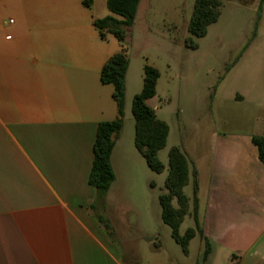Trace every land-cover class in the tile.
<instances>
[{
    "label": "crops",
    "instance_id": "obj_1",
    "mask_svg": "<svg viewBox=\"0 0 264 264\" xmlns=\"http://www.w3.org/2000/svg\"><path fill=\"white\" fill-rule=\"evenodd\" d=\"M84 1L0 0V264H140L112 220L128 201L123 181L132 184L125 163L137 162L120 147L123 126L104 200L88 185L97 127L119 117L100 72L130 39H101L93 22L121 18L107 0ZM263 25L264 0L255 26ZM262 83L250 87L246 130L186 152L192 192L196 185L188 217L198 227L186 256L194 244L200 264H264V168L250 141L264 136Z\"/></svg>",
    "mask_w": 264,
    "mask_h": 264
},
{
    "label": "rangeland",
    "instance_id": "obj_2",
    "mask_svg": "<svg viewBox=\"0 0 264 264\" xmlns=\"http://www.w3.org/2000/svg\"><path fill=\"white\" fill-rule=\"evenodd\" d=\"M220 1L217 22L208 27L205 37L193 39L196 50L185 47V41L191 38L187 26L195 0H141L137 17L128 29L120 147L128 156L135 155L137 162L125 163L132 184L124 186L123 181L128 201L118 205L112 220L128 240L125 245L136 249L140 264H200L194 244L190 255H184L161 220L156 196L165 191L168 151L178 147L187 158L186 152L201 148V144L206 148L207 138L246 130L254 116L248 96L254 97L256 92L250 87L264 79V25L259 29L255 26L261 0ZM144 67L158 73L155 96L147 105L168 127L166 145L158 153L165 167L161 174L149 170L134 148L131 103L142 89ZM237 93L245 97L243 103L234 99ZM188 180L183 193L191 200V178ZM188 228H192V221L187 215L179 234ZM142 232L160 245L158 252L140 237Z\"/></svg>",
    "mask_w": 264,
    "mask_h": 264
},
{
    "label": "trees",
    "instance_id": "obj_3",
    "mask_svg": "<svg viewBox=\"0 0 264 264\" xmlns=\"http://www.w3.org/2000/svg\"><path fill=\"white\" fill-rule=\"evenodd\" d=\"M140 0H107L106 5L111 14L121 18L116 20L106 17L93 22L101 39L106 34L114 36L121 46L126 45L127 30L133 25L137 6ZM257 10V20L260 18L261 4ZM90 6V0L83 3ZM222 3L220 0H195L193 12L187 26L190 39L185 41V47L196 50L198 45L193 39L206 36L210 25L217 22ZM128 69L126 49L113 55L100 72L102 84L113 87V99L117 103L119 117L112 122L100 123L97 127L93 145V162L88 177V185L96 190L97 199L103 201L106 193L114 181V174L110 164V156L114 147V140L119 135L123 122L122 111L125 97V77ZM142 89L135 95L131 103V114L134 120V147L144 159L149 170L156 174L164 171V165L158 159V153L166 145L168 127L156 118L153 108L147 101L155 96L158 73L156 70L144 67ZM251 144L256 148L258 160L264 168V136H251ZM167 176L164 180V192L158 197L161 208V220L171 230V237L181 248L184 255L188 254L190 241L198 233L195 228H188L183 235L179 234V227L185 217L189 215V200L183 193L189 178L188 160L178 147H171L167 156ZM195 176V173L193 174ZM193 202H196V185L193 183ZM175 203V205L173 204ZM192 215L195 219V209ZM106 229L108 226L105 224ZM208 254L206 247L205 255Z\"/></svg>",
    "mask_w": 264,
    "mask_h": 264
},
{
    "label": "built area",
    "instance_id": "obj_4",
    "mask_svg": "<svg viewBox=\"0 0 264 264\" xmlns=\"http://www.w3.org/2000/svg\"><path fill=\"white\" fill-rule=\"evenodd\" d=\"M9 23H12V21H10Z\"/></svg>",
    "mask_w": 264,
    "mask_h": 264
}]
</instances>
